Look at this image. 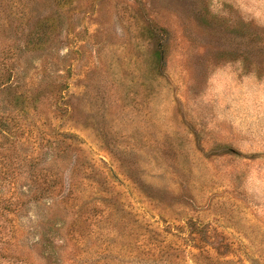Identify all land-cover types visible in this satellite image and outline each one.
Returning a JSON list of instances; mask_svg holds the SVG:
<instances>
[{
	"label": "rangeland",
	"instance_id": "1",
	"mask_svg": "<svg viewBox=\"0 0 264 264\" xmlns=\"http://www.w3.org/2000/svg\"><path fill=\"white\" fill-rule=\"evenodd\" d=\"M0 264H264V0H0Z\"/></svg>",
	"mask_w": 264,
	"mask_h": 264
}]
</instances>
